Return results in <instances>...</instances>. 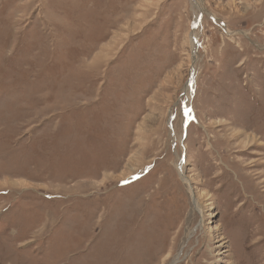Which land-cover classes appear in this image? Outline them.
<instances>
[{"label":"rangeland","instance_id":"obj_1","mask_svg":"<svg viewBox=\"0 0 264 264\" xmlns=\"http://www.w3.org/2000/svg\"><path fill=\"white\" fill-rule=\"evenodd\" d=\"M196 2L0 0V264H264V0Z\"/></svg>","mask_w":264,"mask_h":264},{"label":"bare ground","instance_id":"obj_2","mask_svg":"<svg viewBox=\"0 0 264 264\" xmlns=\"http://www.w3.org/2000/svg\"><path fill=\"white\" fill-rule=\"evenodd\" d=\"M193 2H196V0H193ZM196 3H197V6H195L196 9L202 11V10H203V8H202V4H201V3H198V2H196ZM196 37H197V36H196ZM195 44H196V38L193 37V40H192L193 48L195 47ZM188 93H189V91H188ZM184 181H185V183H186L188 186H190L191 183H192L191 178H189V179L187 178V179H185ZM194 202H195V201H194ZM195 206H196V208H197L199 211L201 210V202H200L199 200L196 201V205H195ZM209 217H212V215L209 216Z\"/></svg>","mask_w":264,"mask_h":264}]
</instances>
